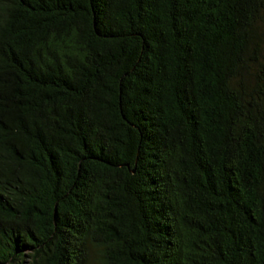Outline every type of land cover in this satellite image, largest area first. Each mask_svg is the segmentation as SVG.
<instances>
[{
  "label": "trees",
  "instance_id": "trees-1",
  "mask_svg": "<svg viewBox=\"0 0 264 264\" xmlns=\"http://www.w3.org/2000/svg\"><path fill=\"white\" fill-rule=\"evenodd\" d=\"M0 264H264V0H0Z\"/></svg>",
  "mask_w": 264,
  "mask_h": 264
}]
</instances>
